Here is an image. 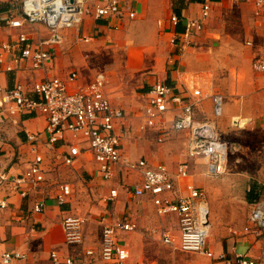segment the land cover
Segmentation results:
<instances>
[{
	"label": "crops",
	"instance_id": "0c3cea01",
	"mask_svg": "<svg viewBox=\"0 0 264 264\" xmlns=\"http://www.w3.org/2000/svg\"><path fill=\"white\" fill-rule=\"evenodd\" d=\"M256 1L209 0L211 10L204 21L203 29L188 35L189 21L202 16V0H122L128 12L136 13L134 20L120 24L115 19L104 21L84 17L77 26L68 27L62 32L61 46H51L54 54L50 65L36 71L32 69L31 60H18L22 51V47L17 46L18 37L26 34L32 43L37 44L51 38V32L43 25L27 23L18 28L10 27L8 21L20 20V16L15 7L0 0V57L3 60L0 64V87L12 89L21 84L30 91L33 84L43 80L45 76L67 79L73 71L78 73L82 84H90L98 74L106 76L103 72L105 68L111 72L110 76H106V93L112 104L126 113V119L117 125L122 157L134 162L146 160L153 166L165 165L172 173L177 171L181 162L187 160L189 141L187 133L178 134L171 130L172 123L169 122L174 121L177 110L166 115V134H162L159 127L144 129L146 99H142L140 92L133 96L131 90L117 87L123 79L114 71L113 65L102 64L97 74H94L92 68L98 65L92 61L90 65L82 63L85 58V55H82L84 47L79 44L101 41L120 46L132 43V50L139 43L142 46L136 50L138 56L144 51L147 60L156 62L162 59L161 45L169 42L174 47H185V53L178 57V60H181L179 66L181 69H192V61L196 57L187 54V48L192 42L191 36L204 33L207 29L205 32L210 38L219 37L210 33L216 23L224 20L238 22V26L245 28L250 45L246 44L248 50L231 60L227 52L223 53V67L228 68L234 76L223 80L225 84L227 82L229 89L223 91L224 115L220 118L214 117L211 99L202 102L199 110L201 117L214 122L219 135L226 142L239 147V153H235V160L231 161V168L245 172L248 171L246 169L252 168L255 171L252 177H243L242 183H194L192 171L195 165H191L189 177L176 183V192L178 196L184 197L189 195V190L193 187L206 193L211 225L208 247L214 258L183 254L179 248V217L175 214H159L150 195L141 198L134 196L133 189L141 183V174L138 171L131 172L118 167L115 178L105 181L99 176L98 166L89 154L79 157L68 167L61 157V153L67 149L51 150L46 145V120L43 116L21 112L10 114L4 111L5 121L0 126L2 169L9 177L22 176L30 169L35 156L40 154L44 158V181L39 183L36 189L26 185L25 197L14 192L11 182L0 187V198L8 203L5 209L0 210V254L18 252L26 255V259L14 261L12 264H55L51 258L54 252L60 257L59 264H67V259H73V264H77L75 259L78 256L86 259L83 264L95 261L105 264L99 255L101 229L98 221L102 216H106L112 223L125 221L135 225L133 231L119 230L117 234L118 243L129 251L127 264H226L219 259L223 254L231 259L243 255L256 264H264V232L250 229L251 225L249 226L254 206L258 202H264V75L256 73L253 69L254 60L264 58V10L259 16L256 14ZM177 12L181 13V19L176 16ZM174 17L179 21H174ZM6 44L14 46L11 51L3 49ZM99 44L102 47V44ZM227 45H230V42L225 46ZM215 58L210 57V75H220V72L215 70ZM125 64L132 67L134 62L127 57ZM8 67L13 70L7 71ZM170 74L172 84L178 85L188 93L190 88L198 83L210 94L219 93L217 88L210 86L211 76L210 82H205L203 75L198 76L199 79H193L192 86L189 87L190 83L183 81L192 74L181 70ZM149 87L150 85L143 92ZM128 98L132 100L128 101ZM130 114L133 119L138 117L137 120L143 122L140 128L142 134L137 137L132 133L125 139L122 129L123 126L126 127L125 121H129ZM234 118L243 119L244 126L233 127ZM241 120L238 122L241 123ZM244 131L254 137L243 145L240 140ZM257 132L259 134H255ZM172 133L176 134L173 136ZM34 135L40 138L37 143H32L29 139V136ZM171 135L175 137L172 140ZM160 138L165 141L160 143ZM165 143L166 146L161 148ZM227 178H222L223 182ZM63 184L70 185L71 195L68 196L66 204L59 207L56 197L59 194V186ZM112 190L118 191V197L109 201ZM37 203L44 205L40 214L34 213L33 210ZM67 216H78L84 220L85 240L79 246L71 247L65 242L63 221ZM164 232L170 233L174 246L162 242ZM87 250H93L94 256H87ZM156 252V261H151L150 257ZM78 253L80 254L77 255ZM81 262L80 260L78 263Z\"/></svg>",
	"mask_w": 264,
	"mask_h": 264
},
{
	"label": "built area",
	"instance_id": "2783aa9c",
	"mask_svg": "<svg viewBox=\"0 0 264 264\" xmlns=\"http://www.w3.org/2000/svg\"><path fill=\"white\" fill-rule=\"evenodd\" d=\"M16 8L20 20H9L10 27H22L24 23L43 25L51 32V38L37 44L26 34H21L17 46L22 47L20 62L31 60L32 69L41 71L48 67L53 60L52 47L63 44L62 32L77 26L84 17L95 20L110 21L115 19L123 24L127 20H134L136 13L127 11L122 0H4ZM202 16L189 21L188 35L201 30L204 21L210 14L209 0H202ZM259 16L264 10V0L256 1ZM174 21H179L177 17ZM175 43V41H174ZM11 44L4 45L5 51H11ZM3 60L0 57V64ZM257 70L264 74V58L257 62ZM12 71L11 67L6 69ZM184 91L178 85L155 83L151 85L143 97L146 99L144 129L161 128L166 134V115L177 110L172 122L171 130L177 133H187V160L178 165L177 171L172 173L165 165H150L146 160L137 162L124 159L121 152V139L117 132L118 123L126 119V113L115 107L106 93V76L98 74L90 84H82L76 71L69 74L67 79L45 76L43 80L33 84L30 91L23 85L12 89L0 87V126L5 121L4 111L10 114L16 112L34 113L46 120V145L51 150L66 148L61 153L63 163L71 167L75 161L89 154L96 165L99 176L107 181L115 178L118 167L127 171H138L141 183L133 189L137 198L150 195L159 214H175L179 217V248L185 252H194L208 258L214 254L208 247L211 225L209 222V207L206 193L200 188H190L189 195L178 196L176 183L189 177L193 163L201 161L210 176L220 177L227 173L228 161L231 153L237 151L235 145L226 142L218 133L216 125L210 119L201 117L199 107L205 100H212L214 117L224 115L225 98L222 94H210L198 84L192 89ZM10 107L8 108V106ZM232 120L233 127H243L238 121ZM32 143L40 139L38 135L29 136ZM71 140V141H70ZM78 141V142H77ZM160 143L165 141L159 139ZM86 146V147H84ZM44 158L37 154L30 169L22 176L9 177L0 163V187L10 183L15 193L26 196L25 186L36 189L44 181L42 165ZM171 194V198L169 195ZM71 187L68 184L59 186L56 201L59 207L64 206ZM118 197V191L112 190L108 198L113 201ZM8 203L0 198V210ZM34 213L40 214L44 210L42 203H37ZM98 224L101 229L100 258L105 264H127L129 251L117 240L119 230L133 231L135 225L125 221L112 223L106 216H102ZM251 228L264 232V202H258L251 213ZM65 242L68 246L76 247L85 240L84 220L78 216H67L63 221ZM249 230V229H247ZM162 242L174 246L169 232L162 234ZM87 256H94L93 250L85 252ZM55 264H59L57 252L51 254ZM26 255L18 252H4L0 254V264H12L22 261ZM226 264H256L253 260L238 255L234 259L223 254L219 257ZM67 264H73V259H67Z\"/></svg>",
	"mask_w": 264,
	"mask_h": 264
},
{
	"label": "rangeland",
	"instance_id": "374dc122",
	"mask_svg": "<svg viewBox=\"0 0 264 264\" xmlns=\"http://www.w3.org/2000/svg\"><path fill=\"white\" fill-rule=\"evenodd\" d=\"M203 27L204 25H202V29ZM205 31L204 33L203 32L200 34L196 33L195 35L191 36L192 42L189 44L187 48V52H188L187 54L190 53L189 54L190 57H196L192 61V63L194 64L192 69H186V68L181 69V66H179V62L181 60H178V57H181L182 54L185 53L183 52V49H185V47L181 45L179 47H176V46L174 47L169 42H166L165 44L161 45L162 50H163V54L161 55L162 59H158L156 61L157 63L152 61L151 59H150L151 61L147 60V57L144 51L143 52L139 51L140 55L138 56V52L136 50H138V48L142 45L137 42H135V44L137 43V47H135V49L133 48L132 50H131V48L133 47L132 43H127V44L122 45L120 44L121 41L118 42L120 46H117L116 43L106 44L105 42L102 43L101 41H99V43L102 44V47H100V44L97 43L96 41H95L97 43L96 45L94 41L91 43H82V44H79V46L83 45L84 47L82 51V55H85V58L82 61V63L86 65L88 63V65H90L89 64L90 61L96 62L98 66L96 68H92V72L94 74L97 72V70L101 68L99 66H102V64H109L110 66L113 65L112 67H114V71L118 75H120L121 79H123L122 80L123 82H121L122 84L121 83L117 84L119 85L117 87L131 90V92L133 93V96L136 95V93L140 92L141 94L140 93L139 94L143 100H144V97L142 94L144 93L143 90L145 88H147L149 85L150 86L153 85L154 81L155 83L162 81L167 84H172L173 83L172 75L170 73L177 72L179 70H181V72L189 73L190 75L192 74L186 81L182 80L183 82L190 83L189 87L192 86L191 81L193 82L194 81L193 79H199L198 76L203 75L202 77H204L205 82L206 81L210 82V76H211L210 86L214 87V89L217 88V90H219V93H222V95H224L223 91H225V89L226 90H229V89L227 88L228 86L227 82L225 84L223 80L228 79V78H233L234 76H232V73L228 68L223 67V60H222L224 56L223 53L227 52L228 56H230V60L236 58L238 54L241 55L242 53H245V51L248 50L246 44L250 45V43L247 42L249 37H247L245 34V28L242 26H238V22H235L234 20H224L221 23H216V26H214V28L212 29L210 33L213 35H219V37L212 36L210 38V35H207ZM229 42H230V45L225 46L226 43H229ZM225 47H226V50H224ZM127 57L131 58V61L134 62V65L132 67L126 66L125 59ZM210 57H214V58L216 57L214 59L215 60L214 66L216 67L215 68L216 72H220L219 73L220 75H212V74L210 75V70H212L210 67ZM262 58L263 57H259L253 62V69L255 70L256 73L259 72L260 74H263L262 72L258 71L256 67L258 60ZM103 72L106 73V76L111 75V72L105 68H103ZM121 73L123 74L121 75ZM132 73H135V74H132ZM91 77H93V74L91 75ZM132 98H128L127 100L128 101L132 100ZM137 119L138 117H136V119H133L132 114H130L129 121L127 122L125 121V124L127 125L126 127L123 126L124 128L122 129V134L125 136V139H128L127 136L132 133L135 134L137 137L140 136V134H142L140 128L143 125L142 124L143 122H141L140 119L139 120ZM169 123H172V122L170 121ZM174 134L172 133L173 136ZM243 134L244 135L241 137V140L239 139L243 145L245 144L247 140L254 137V135L245 134V131ZM255 134H259V132ZM173 136L171 137V140L175 138ZM167 143L161 145L162 146L161 148H164ZM259 143L260 142H258V144ZM235 147L237 148L236 153H239L238 152L239 147L237 145H235ZM234 154L235 152H233V154L229 158L227 173L220 177L208 175L207 169L202 164L201 161H198L197 163H193L192 166L195 165L192 171L194 183H242L244 181L243 180L244 178L252 177V175H254L255 173L254 169L252 168L246 169L248 170L246 172L245 170L236 171L235 168L233 167L231 168V163H232L231 161H233L234 157L236 156ZM225 177H228V178L225 182H223L222 178H225ZM237 178L241 180H236ZM250 225H251V215H250V220H249V226ZM182 252L183 254H190V255L206 257L204 255L194 253V252H185V251H182ZM79 254L80 253H78L77 255ZM156 255H157V252L154 253V255L150 257V260L156 261ZM80 260L82 262L78 263L80 262ZM84 260L86 259H83L81 256H78L75 259L77 264H83ZM92 261H95V259H92ZM87 264H99V263L95 261L93 263H87Z\"/></svg>",
	"mask_w": 264,
	"mask_h": 264
},
{
	"label": "trees",
	"instance_id": "16d2710c",
	"mask_svg": "<svg viewBox=\"0 0 264 264\" xmlns=\"http://www.w3.org/2000/svg\"><path fill=\"white\" fill-rule=\"evenodd\" d=\"M198 1H201V0H198ZM180 15H181L180 12H177V13H176V16H177L179 19H181Z\"/></svg>",
	"mask_w": 264,
	"mask_h": 264
}]
</instances>
